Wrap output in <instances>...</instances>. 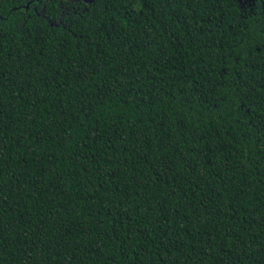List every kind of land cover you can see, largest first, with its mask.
Returning a JSON list of instances; mask_svg holds the SVG:
<instances>
[{
    "label": "trees",
    "instance_id": "trees-1",
    "mask_svg": "<svg viewBox=\"0 0 264 264\" xmlns=\"http://www.w3.org/2000/svg\"><path fill=\"white\" fill-rule=\"evenodd\" d=\"M0 264H264V0H0Z\"/></svg>",
    "mask_w": 264,
    "mask_h": 264
},
{
    "label": "flooded vegetation",
    "instance_id": "flooded-vegetation-1",
    "mask_svg": "<svg viewBox=\"0 0 264 264\" xmlns=\"http://www.w3.org/2000/svg\"><path fill=\"white\" fill-rule=\"evenodd\" d=\"M75 1H79V0H75ZM83 1L90 3V2H92L93 0H83ZM41 2H42V0H41ZM36 11L38 12V10H36ZM44 13H45V7H43L42 13H41V12H38L39 15H42V14H44Z\"/></svg>",
    "mask_w": 264,
    "mask_h": 264
}]
</instances>
